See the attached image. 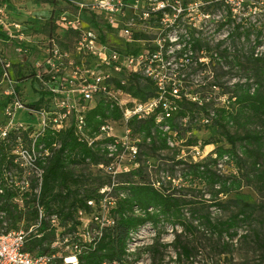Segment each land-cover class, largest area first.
<instances>
[{
    "label": "trees",
    "instance_id": "1",
    "mask_svg": "<svg viewBox=\"0 0 264 264\" xmlns=\"http://www.w3.org/2000/svg\"><path fill=\"white\" fill-rule=\"evenodd\" d=\"M60 1L68 3L66 0ZM67 7L68 4H65V9L53 21L50 20L45 25L44 28L48 27L49 32L39 39L32 37L31 32L42 33L43 30L33 25L25 27V23L20 22L22 31L33 43V49L38 51L39 47L44 46L45 42L52 38L62 48L75 49L80 30L64 28L59 24V16L69 9ZM163 14V11L152 12L150 18L145 21L146 24L158 25L161 28ZM82 20L87 30L95 31L100 39L107 41V35L112 31V27L103 15L97 12H85ZM239 28L236 27V32L238 31V34L241 35ZM167 29L169 30L171 27ZM189 32L195 34L197 31L189 30ZM246 35L249 36V33L247 32ZM132 36L133 43L124 42V47H116L112 44L111 46L116 47L121 53L131 52L136 55L144 49L142 41L148 39V35L141 30H136L133 31ZM206 48L210 51L209 46ZM190 49L192 55L188 57L189 61H198V68L201 65L204 66L205 63L199 62L198 56H209V53L205 54L203 41L199 36L193 37ZM210 56L215 57L213 54ZM85 62H88V60L86 59ZM247 63L253 72L255 88L252 90L253 84L251 83H238L237 88L227 99L228 103L217 105L218 101L214 100L217 99V91L212 92L210 88L207 89L204 95H200L198 92L190 94L183 91L180 93L181 98L179 99L174 98L167 92L164 95V102L171 103L174 109L165 110L160 105L146 119L137 120L134 117L129 121L128 124L132 128L133 134H137L141 139L140 165L129 172L118 175L119 187L116 188V191L126 192V197L117 200L111 210L112 222L106 225L102 235L92 242L88 240L85 242L77 234L81 231L80 228H83L84 223L79 212L84 211L90 215L93 209L87 205V201L97 199L98 187L109 183L110 178L102 177L99 171L96 182L93 181V183L90 179L89 183H85L83 175L75 174L73 168L77 165L92 166L101 162L108 163L106 155L98 149H92L88 143L80 141L76 135L75 126L58 131L54 135L50 131L45 132L39 138V144L46 143L51 147L52 142H54L61 146L50 160L44 176L40 205L43 206L45 216L41 219L39 227V233L42 235H30L25 243V251L34 255L59 254L60 249L58 247L53 248L52 242L57 238L62 242L68 234V245L73 247L76 244L80 249V253L69 249L68 256L77 255L78 264H123L133 257L139 258L141 248L128 251L129 243L132 242L133 238H136L137 233L149 229L154 233V238L153 242L145 248L152 253L153 264H157L156 260L161 256L160 250L169 246L176 248L179 261H193L197 250L196 242L194 239L183 240L182 237L183 234L197 235L201 226H204L211 234L217 232L220 238L225 234L229 235L233 241L239 235V229L251 217L252 211H249L252 208L251 205L245 203L244 208L231 214L226 219L214 218L210 208L223 206L218 201L220 195L239 191L243 187V180L239 175L223 172L222 163L232 164L234 162L240 169L239 166H242L245 158H252L251 166L253 170H256L258 175L262 173L259 168V158L263 154L264 136L260 132L252 131L245 134H232L228 129V126L239 122V118L245 115L247 110L256 115H264V57H255L252 54L250 58H247ZM15 67L14 78L18 83V89L22 92L21 99L28 107H42L47 102L52 101V97H49V91H45L42 86L43 83L37 79V71H34L29 63L15 64ZM127 73L122 71L112 79H114L115 86L129 94L133 100L145 102L159 95L160 91L152 80L140 73H129V75ZM49 76L51 75L43 74V80L47 83ZM122 80H125V84H122ZM142 80L145 82L142 83ZM31 91L34 95L32 99H30ZM190 96L196 97V100H192ZM211 111H213V116H211ZM167 113L170 115L167 116ZM158 116L163 117L161 123H157ZM210 116L209 123L203 124L200 122V119ZM122 117L123 112L116 102L110 97L103 96L98 97L94 105L85 113L90 134L98 131L100 126L107 123L108 120L119 121ZM185 118L188 119L186 123L183 121ZM165 123L171 127V131L177 133V150H173L169 145L168 139L171 134L160 129V126ZM212 124L218 127L221 136V138L215 139V142L227 140L230 143V148L219 145L199 161L189 162L187 159L181 158L173 161L171 169L162 168L161 173L163 172L165 177L170 171L174 172L178 166H182L181 175L183 178L182 182H178V186H174L172 181H166L159 176L156 181L154 179L150 180L148 176L146 177V169L151 164L143 157H145L148 148L154 153L169 149L178 151V154L182 152V149L196 144H200V148L204 149L207 145L213 144L206 142L203 145L201 142H196L195 139L189 141V138L193 136V131L197 126L209 127ZM238 143H240V151L237 149ZM157 182L160 183L159 186L155 185ZM200 183L211 188L210 203L203 210L198 205L196 196L188 193L189 187ZM73 185H77L76 188H73ZM56 187L65 190L56 193ZM10 196L11 194L6 195V197ZM56 201L68 205V211L64 213L63 207L56 211L53 206ZM36 206L30 204L28 209L23 211L19 209L18 204L0 203V209L8 211L11 228H18V224L25 220H32L34 221L32 225H35L39 221V210ZM187 210L190 211L189 215L186 213ZM51 215H56L57 219L63 215L65 219L71 222L66 232L60 231L57 224L51 226V220L48 218ZM168 225L173 227L176 236L172 243L164 244L160 242V239ZM178 226L182 228L180 232L177 229ZM224 244V247L219 249L220 254L227 252L234 245L233 242ZM56 261L62 264L63 258L57 257Z\"/></svg>",
    "mask_w": 264,
    "mask_h": 264
},
{
    "label": "built area",
    "instance_id": "2",
    "mask_svg": "<svg viewBox=\"0 0 264 264\" xmlns=\"http://www.w3.org/2000/svg\"><path fill=\"white\" fill-rule=\"evenodd\" d=\"M66 1L69 9L60 14L59 24L64 28L80 30L74 50L60 47L54 38L48 39L38 51L33 49V43L22 31L21 23L12 21L7 5L0 2V203L18 204L23 211L34 204L39 210V222L26 229L24 221L18 224V228H11L8 211L0 209V264H59L57 257L63 258L62 264L79 263L77 255L68 256L69 249L80 253L78 245H68V234L62 242L59 238L52 242L53 248L64 247L63 254L34 255L25 251V243L30 235H42L39 227L45 216L40 205L44 176L50 160L61 146L54 142L51 147L46 143L39 144V138L47 131L54 135L75 126L80 141L106 155L108 163L92 166L99 169L102 177L110 178V182L98 187L97 199L87 201V205L93 209L90 215L79 212L84 223L77 234L85 242H92L112 222L111 210L117 200L126 197V192L116 191L119 187L118 175L140 165L141 139L133 134L129 121L134 117L137 120L146 119L160 105L165 110L174 109L171 103L164 102L165 93H170L176 99L181 98L180 93L187 90V79L186 76L181 78V72L192 66V62L198 64V61H189L188 57L192 55L191 40L199 35L198 32L192 34L188 29L184 30V24H180L184 12L190 10L180 0ZM157 11L164 12L161 31L147 44L143 40L144 49L136 55L119 52L111 46L108 35L107 41H103L95 31L87 30L82 20L85 12H97L105 17L112 31L117 32L123 42L133 43V31L138 30L137 27L146 28L148 24L145 21L152 12ZM168 27L171 29L168 30ZM173 31L175 35L171 34ZM86 59L88 62H85ZM198 59L204 62L202 57ZM28 63L37 71V79L52 97V101L42 107H28L22 101V92L14 78L15 64ZM174 65L177 68L172 72ZM122 71L128 72L127 75L140 73L152 80L160 91L159 95L145 102H136L115 86L112 78ZM43 74L51 75L48 83L43 80ZM122 84H125V80H122ZM210 89L216 92L218 87L212 85ZM100 96L113 99L122 110L123 117L119 121L108 120L98 131L90 134L85 113ZM191 99L196 100V97ZM221 101L222 104L228 102L225 99ZM20 109L25 110L31 118L37 116L39 125L15 123L16 113ZM211 116L200 119V122L209 123ZM162 121L163 117L158 116L157 123ZM183 121L186 123L188 119ZM160 129L171 134L169 145L178 149L177 133L171 131L167 123ZM189 149L196 155L203 151L200 144ZM161 175L164 178L163 172ZM159 184L157 182L155 185ZM7 194L11 196L6 197ZM48 218L51 226H54L57 216ZM151 232L145 229L137 233L136 238L139 240L142 233ZM136 238L129 243L128 251H135L133 245Z\"/></svg>",
    "mask_w": 264,
    "mask_h": 264
},
{
    "label": "rangeland",
    "instance_id": "3",
    "mask_svg": "<svg viewBox=\"0 0 264 264\" xmlns=\"http://www.w3.org/2000/svg\"><path fill=\"white\" fill-rule=\"evenodd\" d=\"M0 2L7 5L12 20L24 22L25 27L33 25L43 30L42 33L31 32V36L35 39L48 34L49 28H44L45 25L50 20L53 21L67 4L60 0H0ZM180 2L184 7H190V10L185 11L182 15L180 24H184V30L197 31L199 38L203 41L205 54L209 53V56H198L202 57L204 66L201 65L202 67L198 68V64L192 62V66L189 65L186 70L181 72L183 75L181 78L184 79L186 76L187 79L186 92L190 94L198 92L200 95H204L207 89L216 85L218 87L216 101H218L217 105H221L223 103L221 99L228 101L227 99L237 88L238 83H251L253 84L252 90H254L256 84L247 58H250L252 54L255 57H264V0H180ZM237 26L240 27L241 35L238 34V31L236 32ZM137 29L148 35L144 44L153 40L161 31L160 26L152 24L147 25L146 28L137 27ZM247 32L249 36L246 35ZM175 33L173 31L171 34L175 35ZM108 41L116 47H124V42L117 32L108 33ZM207 46L210 47V51L207 50ZM210 53L215 57H211ZM176 68L174 65L172 72ZM144 82L142 80V83ZM32 98L34 95L31 91L30 99ZM14 122L36 127L39 125L37 116L31 118L22 109L17 111ZM228 129L232 134H245L252 131L260 132L264 136V115H256L247 110L245 115L239 118V122L228 126ZM218 138H221L220 131L214 124L209 127L197 126L189 141L195 139L196 142H201L203 145L206 142L213 144L207 145L203 151H200V154H194L193 150L189 148L182 150L184 152L179 154L178 151H173L177 149H163L154 153L148 148L145 157H143L151 164L146 169V177L156 181L158 176L162 178L161 169H171L173 161L181 158H185L189 162L199 161L219 145L230 148V143L227 140L215 142V139ZM237 149L240 151V143H238ZM262 153L259 158V168L262 171V173L259 172L260 175L251 166L252 158H245L242 166H239L240 169L234 162L232 164L226 162L221 165L224 173L239 175L243 180V187L239 191L220 195L218 201L223 206L210 208V211H212L214 218L226 219L244 208L245 203H249L252 207L249 209L252 211V215L239 229V235L232 241L229 235L225 234L220 238L217 232L211 234L209 230L201 226L197 235L183 234L182 237L183 240L194 239L196 242L197 250L193 261H179L176 248L169 246L160 250L161 256L156 260L157 264H264V146ZM73 169L75 174L83 175L85 183H89L90 179H92L91 182H96V178L99 177V169L95 166L77 165ZM176 169L164 177V180L172 181L174 186H178V182H182L183 178L181 175L182 166H178ZM76 186L73 185V188ZM61 190L65 189L55 188L56 193L61 192ZM188 193L196 196L198 205L202 210L206 209V205H209L211 188L206 184L200 183L189 187ZM59 202L53 203L54 208L59 211L63 207V211L66 213L68 205ZM186 213L189 215L190 211L187 210ZM24 222L26 229L34 223L32 220H25ZM70 223L63 215L59 216L55 222L60 231L63 232H66ZM177 229L179 232L182 230L180 226ZM175 236L176 232L173 227L168 225L160 242L170 244L174 241ZM153 238V232L151 234L142 233V236L133 245L135 250L141 248L139 258L133 257L123 264H153L152 253L145 248L153 242ZM227 242H233L234 245L227 252L220 254L219 249H222L224 243ZM58 248L60 249L59 254H63L64 247L60 248L59 246Z\"/></svg>",
    "mask_w": 264,
    "mask_h": 264
}]
</instances>
